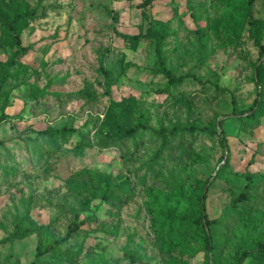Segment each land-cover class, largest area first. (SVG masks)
<instances>
[{"label": "rangeland", "instance_id": "rangeland-1", "mask_svg": "<svg viewBox=\"0 0 264 264\" xmlns=\"http://www.w3.org/2000/svg\"><path fill=\"white\" fill-rule=\"evenodd\" d=\"M36 1L16 0V7L31 8ZM11 2L0 0V12ZM142 2L45 0L41 15L21 33L29 50L6 66L1 64L16 47L0 21V114L6 116L0 124V264L34 258L38 236L12 237L16 222L45 225L44 234L56 237L75 215L93 219L61 245L71 257L58 264H204L203 251L191 253L196 243L189 237L190 251L168 254L165 243L175 234H166L158 209L185 212L208 179L206 214L216 219L210 227L212 263L234 264L242 246L264 241V110L252 119L225 117L232 94L242 111L257 96L258 47L248 35L245 0H154L145 9L149 19L142 16ZM252 13L264 44V0L254 1ZM149 25L164 35L165 66L200 81L185 77L165 87L154 41L132 45L117 33L144 32ZM214 82L227 89L218 92ZM78 91L85 95L65 96ZM219 120L229 147L227 166L220 158ZM139 121L148 128L118 135V125ZM175 125L195 129L167 136L161 147L154 130ZM63 126L77 132L35 134ZM80 139L83 154L75 155ZM79 170L110 174L112 184L128 188L125 202L113 205L98 191L90 194L96 187L89 177L76 176ZM39 263L57 264L46 257ZM242 264L259 263L247 256Z\"/></svg>", "mask_w": 264, "mask_h": 264}, {"label": "trees", "instance_id": "trees-1", "mask_svg": "<svg viewBox=\"0 0 264 264\" xmlns=\"http://www.w3.org/2000/svg\"><path fill=\"white\" fill-rule=\"evenodd\" d=\"M45 0H37L36 4L31 7H23L18 9L16 7V0L8 5L6 11L0 12V21L5 36L9 43L13 44L16 49L14 50L12 57L9 61L3 62L1 65L6 66L10 65L16 56L23 55L29 50V45H22L21 42V33L25 26L34 18L41 15L39 8H43V3ZM154 0H143L141 3L142 7V16L145 19H149L145 9L149 6ZM255 0H245L244 2V18L248 23L247 31L249 37L253 38L254 43L258 47V58L254 63V78L253 82L257 87V96L254 98L253 102L245 110H239L235 104V99L233 94L231 95L232 99V109L231 112L225 114L226 118H236V119H246L251 118L263 113L264 110V64L261 62V59H264V44L260 43L257 39L256 28L258 24V19L253 17L252 9ZM111 17L114 20H117V15L109 11ZM152 21V20H151ZM150 21V22H151ZM124 40L128 41L130 44L134 45L140 40L151 39L155 44V57L159 64V72L166 79V86L168 87L172 84H178L183 81L185 77H192L200 81L194 74H183L176 76L165 66V54H164V35L157 30H155L151 25H149L144 32H138L135 34H128L117 32ZM100 67L104 77V93L109 97V103L112 107L115 104V101L111 97V86H110V75L108 70L103 66L102 59L100 60ZM215 90L222 92L224 87H220L216 82L213 83ZM0 85V92H1ZM230 91V90H229ZM41 94L42 92H37ZM36 94V95H39ZM85 95L84 91L67 93L65 96L67 98L75 96ZM59 96V95H58ZM246 113V115H242ZM6 119L5 114H0V124ZM221 121L219 120L218 126L221 134V144L225 150L220 158L223 161V166H227L229 163V147L224 135V131L221 126ZM142 128H148V124L143 121L136 122L131 126H117V133L122 137L132 136L137 130ZM195 127L193 126H180L175 125L171 128H161L154 130L162 138L161 147L165 146L167 136L174 137L178 132L189 130L193 132ZM77 132L76 128L63 126L61 128H46L42 130L35 131V134H62L69 135ZM2 141L0 140V144ZM84 149L83 140L80 139L73 148L75 155H82ZM160 150L157 152L159 154ZM76 176H87L89 177V183L96 187L93 190H90L89 193L93 196L96 195V192L99 193V198L110 204H120L125 202L126 193L128 188L122 184L114 185L111 182L112 176L110 174H101L97 171L90 170H79L76 172ZM209 179L201 187V190L196 194L194 201L190 204L189 208L185 212L177 214L174 209L170 207H162L158 209V214L161 216V225L165 226L166 234H175L174 239L165 243V249L170 254L175 249H180L182 252L190 251L185 239L187 237L191 238L196 244L193 246L191 253L196 251L204 252V264H213L211 252L214 249L213 238L211 235L210 227L215 223L216 219H209L206 214L205 199L207 197ZM246 196L242 195L240 199H245ZM83 207H88V199L82 200ZM93 219V215L86 216L81 220L75 219L71 221L66 229V232L61 236H49L44 234L43 229L45 225H36V226H21L18 222L15 223L14 229L11 232L12 237H23L28 234H36L38 236L35 255L33 260L29 264H40L39 262L45 257L52 263H60L62 259L71 257L70 252L65 253V250L61 249V245L75 236L80 230L81 226ZM257 246H242L237 253L235 254L234 264H242L247 256H252V258L257 261V263H264V241H258ZM70 255V256H69Z\"/></svg>", "mask_w": 264, "mask_h": 264}]
</instances>
